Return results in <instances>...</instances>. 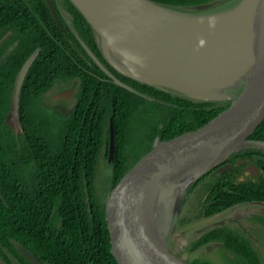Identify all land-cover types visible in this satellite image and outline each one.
<instances>
[{"label": "trees", "instance_id": "16d2710c", "mask_svg": "<svg viewBox=\"0 0 264 264\" xmlns=\"http://www.w3.org/2000/svg\"><path fill=\"white\" fill-rule=\"evenodd\" d=\"M51 1L65 31L47 0H0V257L5 264H36L21 246L39 264H117L108 224L110 195L146 156L198 131L231 101L193 100L120 74L105 59L97 33L72 1L61 0L66 16ZM151 1L189 11V6L219 0ZM238 1L221 0L209 10L191 12L224 9ZM9 32L11 38L6 37ZM84 45L118 79L161 102L117 85ZM37 50L21 88L20 127L15 128L9 114L16 77ZM75 81L71 101L50 98ZM112 117L115 156L108 162ZM248 139L264 141V117ZM235 156L254 157L261 174L238 181L239 165L214 174L218 165L211 168L190 189L189 195L200 188L199 199L209 192L211 207L200 202L198 219L234 204L264 202V148L247 146L227 161ZM100 160L106 161L102 193L97 183ZM186 222L179 217L178 226ZM205 239L190 243L189 250L201 247ZM223 240L243 264H264L236 244L235 237ZM188 264L216 263L193 258Z\"/></svg>", "mask_w": 264, "mask_h": 264}, {"label": "water", "instance_id": "95a60500", "mask_svg": "<svg viewBox=\"0 0 264 264\" xmlns=\"http://www.w3.org/2000/svg\"><path fill=\"white\" fill-rule=\"evenodd\" d=\"M71 1L97 33L105 59L120 74L193 100L231 101L198 131L146 156L108 200L117 264H187L171 252L168 237L177 228L191 187L228 154L247 146L264 148V141L248 139L264 117V0H240L202 13L190 10L205 11L214 3L178 11L151 0ZM47 3L65 31L53 3ZM85 48L117 85L161 102L118 79ZM38 54L37 50L26 60L16 77L9 114L15 128L20 127L21 88ZM77 84L50 98L71 101ZM113 121L112 117L109 162L115 156ZM159 143L157 137L154 145ZM231 167L222 166L215 173ZM247 170L260 173L255 163Z\"/></svg>", "mask_w": 264, "mask_h": 264}, {"label": "flooded vegetation", "instance_id": "af4514ba", "mask_svg": "<svg viewBox=\"0 0 264 264\" xmlns=\"http://www.w3.org/2000/svg\"><path fill=\"white\" fill-rule=\"evenodd\" d=\"M219 2H221V0L215 2L213 1L211 3H214L212 5L214 7L218 5ZM56 6L63 12L62 14L65 15L63 1L56 0ZM189 7H193V6H189ZM190 11L193 10L191 9ZM11 36L12 34L10 32L6 34L7 38L8 37L11 38ZM1 42L3 41L0 40V45ZM231 154H228L225 158L221 160V161L226 160L224 163L221 164L220 161L214 165V166L218 165V167L214 170L213 174L216 172L218 168L225 165H232V167L229 168L228 170L233 169L234 167H236V165L242 167V173L237 174V176H235L238 179V181L243 180L245 177L255 178L261 174L262 169L256 164V159L254 157L247 156L246 159H241V158L236 159L235 156L233 161H227L228 156ZM242 160L244 161V163L239 164V162ZM252 163H255V165L258 167L260 171L259 174L252 175L250 171L247 170V167L250 166ZM199 190L200 188L198 187L196 190H194V192H192L191 195L188 196V198L184 202L180 217L182 219L183 218L188 219V223L186 222L184 226L177 225V227L179 228L181 227L187 228L186 233H183L182 230H180V232L181 234L183 233L186 239L188 238V242L185 248H186L187 256H190L189 259L192 260L193 258L212 257L213 254L218 252H220V254L222 255L231 254V257H237V255H235L230 250L224 247L225 241L223 240V238L229 239L230 237H235L236 244H242V248L247 249L248 251H251L255 255L264 259V202L250 201V202H242V203L234 204L226 209L213 213L211 212L209 215L206 216H201L198 219L197 215L200 214V209H201L200 202L201 203L203 202V204L205 203L206 205L211 207V203L210 204L208 203L209 192L205 194L202 199H199V196L201 195ZM207 211L208 209L206 208L203 211V213L205 214ZM202 236L203 238L206 237L204 244L201 247L196 248L193 251H190L189 250L190 243L196 241ZM168 240L170 243L171 242L170 236L168 237ZM170 250H171V244H170Z\"/></svg>", "mask_w": 264, "mask_h": 264}, {"label": "rangeland", "instance_id": "374dc122", "mask_svg": "<svg viewBox=\"0 0 264 264\" xmlns=\"http://www.w3.org/2000/svg\"><path fill=\"white\" fill-rule=\"evenodd\" d=\"M195 5L196 6H198V5H204V3L195 4ZM195 5H193V6H195ZM72 85H70V86H72ZM60 90H58V91H60ZM64 106L66 107V109H69L70 108V105H64ZM107 161L109 162V159L108 158H107ZM105 162L106 161H104V160H102V162L100 160V163H99L100 165L98 166V171H97V183H99V189H98V191L100 193H102L103 184L105 186V183L103 181L104 176H102L103 170H104L103 169L104 168V165L106 166V164H104ZM180 230H182L183 233H186L187 232V228H185V227H181L179 229H178V227L176 228V230L174 231V233L170 236V239H171V242H170V244H171V251L176 256H178L181 260H183L184 262L188 263L190 261V259H189L190 256H187L186 248H185V246L187 245V242H188V238L186 239L185 236L183 235V233L181 234ZM228 257H230V258H228ZM207 258L208 259L210 258L216 264H243L240 260L236 259V257H231V254L230 255H222V254H220V252L215 253V254H213L212 257H207ZM0 264H5L4 261L1 259V257H0Z\"/></svg>", "mask_w": 264, "mask_h": 264}]
</instances>
